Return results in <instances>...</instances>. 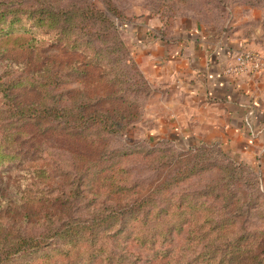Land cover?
Returning <instances> with one entry per match:
<instances>
[{"label": "rangeland", "instance_id": "1", "mask_svg": "<svg viewBox=\"0 0 264 264\" xmlns=\"http://www.w3.org/2000/svg\"><path fill=\"white\" fill-rule=\"evenodd\" d=\"M45 9L74 16L50 28ZM1 13L0 249L41 245L0 264H264L258 174L156 131L169 96L136 38L150 22L166 43L191 28L246 38L264 0H0ZM45 107L54 117L30 120Z\"/></svg>", "mask_w": 264, "mask_h": 264}, {"label": "crops", "instance_id": "2", "mask_svg": "<svg viewBox=\"0 0 264 264\" xmlns=\"http://www.w3.org/2000/svg\"><path fill=\"white\" fill-rule=\"evenodd\" d=\"M140 24L136 38L145 43L141 68L164 91L155 96H169L161 101L156 131L187 146L214 143L236 162L252 166L264 181V72L224 73L232 51L264 48V24L242 39H218L191 28L171 43L150 42L155 24Z\"/></svg>", "mask_w": 264, "mask_h": 264}, {"label": "trees", "instance_id": "3", "mask_svg": "<svg viewBox=\"0 0 264 264\" xmlns=\"http://www.w3.org/2000/svg\"><path fill=\"white\" fill-rule=\"evenodd\" d=\"M31 15L35 14L34 12H30ZM97 14L99 15V20L101 22H106L108 23L110 20H111V17L106 15L104 12L102 11H98L97 10ZM2 17L6 16L5 13H1L0 14ZM62 15V16H61ZM68 15H71L70 19H73V12L72 11H63L61 14H60V11H52V10H48V9H45V10H42L41 12H39V19H37L36 23H39L40 25H46L48 27H53V26H56L59 24V20H60V17H62V19H67V18H64V17H67ZM85 16V15H84ZM58 36L59 33L57 34ZM149 35H151V38L153 40H156L158 39L157 35L155 34H152V33H149ZM21 83L18 82L16 84H14V86H12L10 89H12L13 87L14 88H17V86H19ZM1 93L4 94V96H8V93H6V91H0ZM8 92V91H7ZM14 110V109H12ZM15 113H18V112H15ZM48 116H53L54 117V109H50V108H43L42 110L40 111H34L31 115H30V120H38V119H43V118H48ZM58 116H63V115H58ZM18 118H22L20 116H18ZM91 119L95 120V118L92 116ZM207 146V147H216L218 148V150L220 151V153H222L229 161H231L232 163L235 164V167L236 168H243V169H250V170H254V168L250 165H247V164H244V163H238L236 162L235 160H233L221 147H219L218 145L216 144H209V143H201V144H198V145H194V146H190V148H197L199 149L201 146ZM4 155V154H3ZM36 173L38 175L40 174H44L46 173V171H44L43 169L41 170H37ZM257 182H258V185H259V189L261 190L262 193H264V181L263 179H261L259 176H258V179H257ZM41 245V241L39 239H37L36 237H19V241L16 245H10L8 247H4L3 249H0V250H3V251H6L7 252V255L5 256L6 258L11 256L12 254H16V253H19L21 251H26V250H29V249H35L36 247H40Z\"/></svg>", "mask_w": 264, "mask_h": 264}, {"label": "built area", "instance_id": "4", "mask_svg": "<svg viewBox=\"0 0 264 264\" xmlns=\"http://www.w3.org/2000/svg\"><path fill=\"white\" fill-rule=\"evenodd\" d=\"M262 72H264V55L249 48L232 51L224 68V73L231 77L256 76Z\"/></svg>", "mask_w": 264, "mask_h": 264}]
</instances>
